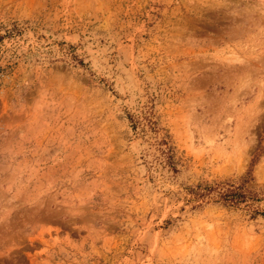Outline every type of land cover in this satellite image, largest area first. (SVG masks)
<instances>
[{"label": "rangeland", "instance_id": "374dc122", "mask_svg": "<svg viewBox=\"0 0 264 264\" xmlns=\"http://www.w3.org/2000/svg\"><path fill=\"white\" fill-rule=\"evenodd\" d=\"M0 264H264V0H0Z\"/></svg>", "mask_w": 264, "mask_h": 264}, {"label": "trees", "instance_id": "16d2710c", "mask_svg": "<svg viewBox=\"0 0 264 264\" xmlns=\"http://www.w3.org/2000/svg\"><path fill=\"white\" fill-rule=\"evenodd\" d=\"M130 119H133V118H130ZM244 180L248 181L249 177H246ZM205 188H207V186ZM240 189H241L240 187H233L230 185V187L225 188L224 190H221L220 192H218V196L224 204L228 206H236L239 203L244 202L246 199L245 194L242 193ZM197 197H203V195L198 193Z\"/></svg>", "mask_w": 264, "mask_h": 264}]
</instances>
